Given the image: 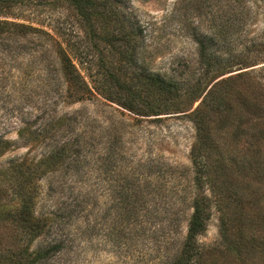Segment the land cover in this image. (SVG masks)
<instances>
[{"label": "rangeland", "instance_id": "obj_1", "mask_svg": "<svg viewBox=\"0 0 264 264\" xmlns=\"http://www.w3.org/2000/svg\"><path fill=\"white\" fill-rule=\"evenodd\" d=\"M118 4L121 14L138 25L139 60L153 74L181 82L200 75L193 26L217 33L226 54L236 59L253 50L245 61H257L244 69L264 67V48L257 51L264 42V0H119ZM0 18L39 28L24 37L0 39V137L12 141L0 154V169L13 160H36L57 145H67L66 160L34 183L36 209L55 215L60 232L73 238L56 264L73 257L70 264H171L192 211L191 121L183 113L136 120L97 93L83 100L68 98L56 40L74 43L83 70L93 78L98 74L97 48H91L76 12L66 3L32 0ZM98 48H103L101 42ZM108 54L118 62L115 54ZM52 118H59L62 125L55 124L58 133L51 137L41 134L38 141H26L19 134L28 124L31 130L50 126ZM130 180L134 181L130 192L135 190L145 203L125 227L122 206ZM197 241L218 257L219 264H237L220 242L215 209ZM254 257V264H264V253L255 252Z\"/></svg>", "mask_w": 264, "mask_h": 264}, {"label": "trees", "instance_id": "obj_2", "mask_svg": "<svg viewBox=\"0 0 264 264\" xmlns=\"http://www.w3.org/2000/svg\"><path fill=\"white\" fill-rule=\"evenodd\" d=\"M29 1L0 0V15ZM58 1L76 12L91 48H97L98 76L93 78L81 67L74 43L66 38L56 40L68 98L83 100L97 93L131 112L136 120L183 113L194 127L189 152L192 211L181 249L171 264H219L218 257L197 241L212 209L218 215L225 250L238 259L237 264H254L255 252L264 253V67L244 69L257 61H245L253 50L243 51L241 60L236 59L226 54L217 33L193 26L201 73L188 82L167 79L142 66L138 56L141 31L121 14L119 0ZM38 30L29 23L0 18V39L24 37ZM100 42L102 49L98 48ZM261 45L257 51L264 48V42ZM108 53L115 54L118 62ZM54 118L47 122L50 126L31 130L28 124L19 134L26 141H38L41 134L51 137L58 130L55 124L62 125ZM11 142L0 137V154ZM66 147V143L57 145L36 160L22 157L0 169V264H56L57 257L71 247L73 238L60 232L56 216L36 209L34 184L66 160ZM132 183L127 181L125 186V227L144 210L143 197L135 190L130 192ZM13 199H17L15 204L10 202ZM73 259L60 264H70Z\"/></svg>", "mask_w": 264, "mask_h": 264}]
</instances>
